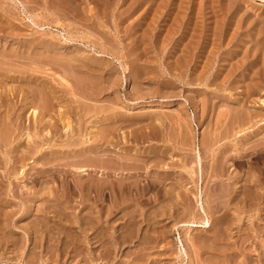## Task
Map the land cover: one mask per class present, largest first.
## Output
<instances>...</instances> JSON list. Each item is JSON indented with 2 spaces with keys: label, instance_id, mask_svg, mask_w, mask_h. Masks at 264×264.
<instances>
[{
  "label": "rangeland",
  "instance_id": "374dc122",
  "mask_svg": "<svg viewBox=\"0 0 264 264\" xmlns=\"http://www.w3.org/2000/svg\"><path fill=\"white\" fill-rule=\"evenodd\" d=\"M0 60V73L2 74H0V92L1 90L5 91V93L7 92V96H9L8 94L11 92V96H9V98L11 97V101L6 95L4 98L3 95L5 93L1 92L3 95L0 99L4 103L2 104L0 100V110L3 109L7 102L15 106L17 103V108L14 107L16 110L18 109L17 111L19 112L23 111V125L27 128H29L27 126L29 125L31 127L29 128L30 132L41 125L42 121H40V119L42 118H44L42 119L44 120L43 122L49 120L48 122L51 123L53 121L51 124L54 125L56 123L55 125L61 128L63 122H65L63 119L67 116L68 119L66 117V121L70 120L72 126L74 128L77 126L76 128L80 130L75 128L76 133L79 134L80 132V138L84 136L85 133L88 135L92 132V138L94 136L97 137L93 138L95 140L92 139L94 142L96 140L100 141L99 138L102 137H100V134H104L105 138L110 140L105 143L106 145L104 144L106 148L109 146V149L107 148L108 154H106L108 157L110 156L109 159L113 157L117 162L111 159L112 163L108 165L109 167H107V169H113L114 171V168H120L119 165L125 161V158L130 159V162L125 161L127 164L123 167V171L125 173L127 172V176L123 181L116 177L108 178V181L114 184L112 187H118L117 183L119 185V183L122 182L125 191L118 194L115 192L114 188V190L111 191L113 193L115 192V196H111L110 188L105 189L102 192L104 195L101 194L100 200H96L97 197L95 198L96 194L94 193V189L90 191L87 186L88 184L92 185V182L95 184L97 179L99 180V178H97L98 173L96 174L94 171H90L89 175L82 176L81 174H73L66 171L73 166L68 167L67 164L72 160L68 152L70 147H63V149L62 146L59 145L63 142V135H57L60 136L61 139L60 137L53 138V140H61L58 142L59 144L56 143L57 147H55V140V142L52 141L51 143L52 147L50 145L47 146L49 143L47 145L44 144L46 147H43L44 155L42 157H44V159L45 157H50V162L55 159L54 165H52V163L50 164L49 160V163L45 160L44 162L40 160V163L39 160L37 161L34 157L30 156H27L24 160L25 164L15 161L16 159L18 160L15 155L20 154V152L15 154L11 152V157H15L13 159L9 157L8 159L6 153L10 152L5 153V151H3V146L1 148L3 150L0 153V160L4 158L6 162L5 158H7L8 164L6 162V165L8 166H5L3 160H1L3 164L0 163V177L8 174L5 177L3 176V180H1L2 177L0 179L2 183H0V264H79V262L80 264H103L105 259L103 263H98L97 260H88L87 257H85L86 254L83 255L84 252L86 253L83 246L85 243H83V245L81 243L84 239L94 238V236H96L95 229H97V233L102 234L100 230H102L103 227H107L102 230L103 234L109 237L105 239H112L114 234L118 235L120 233L122 236L123 234L125 235L123 236L124 238H122V245H120L119 249L114 250L113 253L111 252L109 255L111 261L113 258H116V261L114 259L113 262L109 260L107 264H130L133 260L138 261V264H140L141 261H143V264H182L181 258L178 257L180 248L179 236L188 251L189 257L188 260L185 261V264H198L199 261L202 264H244L243 262H245V260V264H248L247 261L249 260H251L249 264L264 263V253L262 251L264 249L262 248L264 245V201L262 203L256 200L251 202L252 200L248 199L249 201H246L249 203L251 202V204H249L248 202L245 203L243 199L239 200L238 198L237 203L239 204H237L235 202L236 199H233L234 203L232 198H230L231 196H235V193L238 195L241 194V191H243L242 195L245 194L244 191H249L247 190V188L250 189L249 187H251L250 190L252 191L250 192H252V194H256L254 191H257V187V194H264V175L259 176L260 171L264 170V153L262 150L256 149L253 150V153H250L248 159H240L244 152L240 149L244 134L241 130L239 132L242 133L234 131L240 129L238 125L232 124L237 127H231V119L241 111L245 110L242 113H246V111L249 113L250 111L253 112L254 109H260L257 110L258 112L260 111L259 114L262 111L264 113V106H261V101V103L259 102V99H264V0H0ZM15 65L19 67L17 68ZM8 71L10 72L8 73ZM62 77L66 85L60 80ZM1 79H3V83ZM53 87L55 91L57 90L56 92L52 89ZM96 87L98 88L96 89ZM3 88L6 89L4 90ZM251 88L253 90H251ZM35 89L39 92L35 95H31L34 94L32 92ZM49 89H51L49 92L50 94L53 92L56 95L52 93L48 96ZM11 90H13V92ZM247 90L252 91L251 96L250 94L248 95ZM40 93L45 95V98L42 94L40 95ZM30 96L31 98L33 96V102L35 104L29 102L31 99ZM25 97H27L26 100ZM50 97L51 100L54 98V100H52L54 104L51 102L53 105L51 103L43 105L47 107L49 104L52 105V108H49L48 105V108H46L48 112L46 109H43L45 112H41L42 108L37 104H40L42 99L41 105L42 103H46V101L50 102V100H48ZM57 97L59 98L57 99ZM246 98L249 99L246 100ZM38 99H41L40 102ZM44 100L46 101L44 102ZM12 101L17 102L13 103ZM26 101L28 103H25ZM23 103L24 105L27 104V107H25ZM148 103L151 104L148 105ZM19 104L21 106H18ZM30 104L34 105V107ZM258 104L262 108H260ZM2 105L4 106L2 107ZM22 105L25 108H22ZM35 105L37 106L36 109H40L37 110L38 115L36 114L34 118L32 110L35 108ZM18 107L21 108L19 109ZM245 107L250 108V110H247ZM104 109L107 111L104 112ZM237 110L239 112H237ZM59 111L62 112L60 113ZM0 112H3V114H0V121H2L3 124L6 109ZM39 112H41L42 115ZM256 113L253 112L252 114ZM62 114H65V116L62 117ZM249 114L252 115L251 113ZM249 114L247 115L249 116ZM39 116L41 118H37ZM181 117L184 118L181 119ZM230 117L232 118L230 119ZM13 118H15V116ZM259 118L260 117L257 119ZM180 119L181 122L188 120V123H181L179 122ZM228 121H231L229 122L230 124H227ZM81 124L84 126H80ZM225 124H227V127L224 126ZM259 124L260 121L258 122V125ZM246 126H244V128H246ZM2 127L3 126H1V128ZM186 127H190L189 131ZM228 127L229 129L233 128L230 130L233 133L230 132L229 134ZM184 128L185 130H183ZM112 131L114 132L112 133ZM224 131L228 134L226 132V134H223ZM105 133L109 134L107 135ZM185 133L188 135L184 136ZM234 133H237V135L239 134L234 138L235 141H237L236 138H239L237 142L239 144L233 143L232 137H234ZM256 133H258L257 130L255 134ZM86 134L85 137H87ZM111 134H114L116 138L114 139L113 136L111 137ZM229 135H231V137H228ZM108 136L113 139L107 138ZM213 136H216L214 137L215 139ZM258 136L259 138L261 137L260 135H256L255 137L257 140L259 139L257 138ZM224 137L229 142H223L222 138ZM211 138L216 140V144ZM219 138L221 140H218ZM97 141L95 144L94 142L92 143L94 148L97 146L99 148L100 146ZM183 142L185 144L184 146H186L185 148L183 147ZM185 142L188 145H186ZM53 143L55 145H53ZM234 144H237V148L234 147ZM76 146L80 148L78 145H74L75 148L71 145L74 149H77ZM220 147H225L226 150ZM7 149L9 150L8 147ZM19 149L22 150L23 148ZM55 149H58L57 152ZM122 149L125 150L123 151ZM49 150L52 151H50L51 154L47 152ZM196 150H200L205 162H202V172L197 168L199 173L195 169V163L193 164ZM222 151L223 154L225 151L228 153H225L224 157L227 159L228 156L227 160L231 158V155L236 158H233L234 161L230 159L231 161H227L225 165L223 158L221 159V157H223V154L221 155ZM256 151L257 153H255ZM45 152L48 153V155H46ZM3 154H5V157H3ZM49 154L55 158L52 159ZM119 154L125 156L124 160H121L122 162H119V158L115 157H119ZM135 154L136 156L132 157ZM236 154L237 156H235ZM84 155V153H81L79 155L81 158L79 156L77 158L81 160H86V158L89 159V154ZM130 155L132 158L129 157ZM214 155H216V157H214ZM59 156L61 157L59 158ZM218 157L221 161L217 159ZM91 158H94L91 160L92 163L93 160H99L100 157L92 155L90 159ZM58 159L62 161L58 163ZM90 159L89 161L87 160L88 164L90 163ZM246 159L247 161L249 160V162H246ZM213 160L216 161V163ZM63 161L66 162L63 163ZM113 161L116 163L119 162L118 164L114 162L116 167L115 165L113 166ZM44 163H47L46 166L43 165ZM94 163H96V166ZM97 163L99 162H93V166L92 164L88 166L86 163V166L83 164L82 167L90 168L91 166V168H94V166H100L99 169H95L101 170L100 168L103 169V166L106 165V163L102 164V162L101 164L99 163L100 165ZM209 163H211V165ZM219 163L222 165V171H220L221 166H219ZM61 164H63L65 168L62 167L63 165ZM213 164L216 165V167ZM252 164H254V166ZM250 165L252 166L250 167ZM54 166L56 168H54ZM257 166L260 168L258 169ZM51 168L52 170H50ZM216 168L219 173H217ZM46 169H48V173H45L47 172ZM72 169H74L75 172L77 170L75 167L70 170ZM227 169L229 170L227 171ZM57 170L61 172L59 173ZM116 170L122 172L120 169ZM255 171L259 173H256V175L253 174ZM49 172L52 176H50L51 174ZM64 172H67V174L65 175ZM245 172H248L247 175ZM249 172L252 173L249 174ZM9 174L11 175L9 176ZM207 174L210 177L207 176ZM30 175L32 176L30 177ZM53 175L55 177H53ZM216 175L217 177L215 178L214 176ZM251 175H255L257 178L260 177L257 184H254V179L257 178ZM14 176L16 178H14ZM202 177L203 180H201ZM29 178L32 180H28ZM38 178L43 183H41ZM63 179L67 181V183L65 181L66 185H63L65 184L63 183ZM77 179L79 180V184L82 185L83 183V188L86 187L84 190L81 191L77 187L75 188L76 183H78ZM43 180L48 186L44 184ZM208 180L209 186L207 184ZM203 181L206 184L203 183ZM249 181L251 182L250 184ZM252 181L254 182L252 183ZM59 183L63 184L60 185ZM37 184L40 185V187L42 186L41 184L44 186L41 188L39 187V190ZM235 185L241 186L236 187ZM244 185L245 187L243 188L242 186ZM55 186L59 187L60 191L56 190L58 188ZM43 187L44 189H42ZM126 187L128 188L126 189ZM202 187L204 188L203 190ZM53 188L56 189L53 190ZM226 188L232 191L230 190L231 192L229 191L228 193ZM235 188H238V190ZM245 188L246 190H244ZM22 189H25L23 191L26 192H23ZM31 189L36 190L35 192H37V194L32 192ZM198 189L202 190L203 196L205 194L207 196V199L206 196H204L203 201L207 200L206 202L208 203V206H206L208 209L207 218L212 223L211 228H175L176 225L181 222L194 221V223H198L202 220V216L200 217L199 213L196 211L197 199L194 197ZM38 190L42 192V194L45 193V191H50L49 193H45L46 195H52V191H55V194L53 193L52 199L50 198V200L47 198L49 195L43 197L40 193V197L44 198L43 201V198L38 197V195H40L38 194ZM239 190L240 192L238 193ZM16 191L18 192L16 193ZM225 191L227 194H225ZM169 192L171 195L167 194ZM214 192L216 193L214 194ZM218 192H220L219 197H222V199H219L220 201L218 202H220V206L217 209L218 205L216 203L218 202L214 201V203L212 200L210 201L208 199L210 196L211 198L218 197V195L215 196ZM32 193L35 195H32ZM56 193L64 197L61 195L60 197ZM86 193L90 195H88V201L86 200L87 196L85 198ZM20 194L22 195L20 196ZM64 194L68 195V197ZM69 194L72 195L69 197ZM230 194L232 195L230 196ZM222 195L225 196L223 197ZM242 195L240 196L241 198L243 197ZM226 196H228V198ZM244 196H246V194ZM46 198L49 201H47ZM55 198L56 201H64H62L63 203H57L53 201ZM70 200L72 201L70 202ZM40 201L43 204L46 201V204L53 206H51L52 209L50 206L47 209L49 212H47V214H49V216L44 214L46 212L45 207L48 205L45 204L46 206H44ZM50 201H52V203H47ZM94 201L96 206L94 205ZM36 202L38 204L40 203L43 209H40V207H38L40 204L37 205ZM23 203L26 204V207ZM64 203L66 206L68 204V206L66 207ZM54 204L55 206L58 205V207H55ZM35 205H37V207ZM209 205L211 208H208ZM245 205L246 207L248 206L247 209L251 210L248 211ZM257 206L260 208L258 209ZM213 207H216L217 211H215ZM252 207H254V210ZM24 208L27 210L24 211ZM62 208L68 210H62ZM102 208H104L105 213L102 212L101 215H96L97 212H95V214L93 213V211H97L98 209L102 210ZM187 208L192 210L190 211L192 212V216L190 212H187ZM240 208L247 211L242 212ZM39 209L43 210V212L41 211L42 213H38L40 211ZM108 209L111 210L108 211ZM209 209L213 210L212 213L208 214V212H211ZM50 210H54L55 212H50ZM56 211L62 214L60 215L62 218L59 217ZM64 211L67 214H64ZM253 211L256 213L251 214L254 213ZM91 212L93 214H91ZM239 213L244 214L240 215ZM249 214L251 215L250 219L252 218V223L249 221L250 219H248ZM90 215L91 218L89 217ZM92 215H94V217L96 215L98 220L99 217H103V220L100 219V224L104 223L102 224L103 227L97 226L100 224L96 225L95 222L98 220ZM239 216L241 217L239 218ZM66 217H69V220L66 221ZM86 217H89V219ZM105 217L107 219H105ZM79 218L82 220H79ZM90 219L92 223L89 222ZM94 219L96 220L94 221ZM104 219L108 221L106 222ZM237 219H239V222ZM85 220H87L88 226L87 223L85 224ZM79 221H81L82 224ZM33 225L35 226L33 227ZM83 225H86L87 228ZM82 226L84 227L83 230L81 229ZM92 226L94 228H92ZM85 228L93 229L94 231H86ZM125 231L127 234L132 231V233H129V235L132 236L130 237L128 235L129 237H126ZM110 232L112 235H110ZM91 234L95 235L93 236ZM81 238L83 239L80 240ZM150 238L152 240H150ZM123 239H125V242L129 239L127 241L128 243H123ZM147 239L151 241V243L147 242L148 244H146L145 241ZM193 239L198 240L197 244L192 242ZM79 243H81L82 246H80ZM151 245L154 246L152 247ZM148 246L152 248L149 249ZM253 246L255 247L254 251L257 250L256 252L252 251ZM258 250L260 253H258ZM115 251L119 252H116V254L121 255L117 256L118 259L114 253ZM140 254L143 256H139ZM246 254H251L248 256L250 259L247 260V257H245L247 256ZM231 255L235 257L233 256V258ZM135 256H138V258ZM129 257H131V261L128 260ZM140 257H143V260H141ZM126 260L128 261L126 262ZM136 261H133L134 263L132 262V264H136Z\"/></svg>",
  "mask_w": 264,
  "mask_h": 264
},
{
  "label": "bare ground",
  "instance_id": "6f19581e",
  "mask_svg": "<svg viewBox=\"0 0 264 264\" xmlns=\"http://www.w3.org/2000/svg\"><path fill=\"white\" fill-rule=\"evenodd\" d=\"M112 2V1H111ZM72 7V6H71ZM74 19H75V17H74ZM83 23V22H82ZM3 52V51H2ZM207 54V53H206ZM204 55V54H203ZM9 58H10V56H9ZM12 58V57H11ZM57 58V57H56ZM80 58V57H79ZM32 59V58H31ZM53 59H55V58H53ZM91 59V58H90ZM7 60H8V58H7ZM19 60V59H18ZM22 60V59H21ZM46 60V59H45ZM71 60V59H70ZM242 60V59H241ZM1 61V60H0ZM12 61V60H11ZM15 61H16V59H15ZM60 61V60H59ZM61 61H63V60H61ZM82 62H84V61H82ZM96 62V61H95ZM20 63V62H19ZM31 63V62H30ZM3 64V63H2ZM83 64V63H82ZM97 64V63H96ZM260 64V63H259ZM1 65V64H0ZM40 65V64H39ZM65 65V64H64ZM98 65V64H97ZM13 66V65H12ZM11 66V67H12ZM16 66V65H15ZM28 66V65H27ZM31 66V65H30ZM35 66V65H34ZM44 66V65H43ZM202 66V65H201ZM14 67V66H13ZM17 67V66H16ZM19 67V66H18ZM17 67V68H18ZM68 67V66H67ZM70 67V66H69ZM81 67H83V66H81ZM85 67V66H84ZM94 67V66H93ZM89 68V67H88ZM102 68V67H101ZM60 69V68H59ZM68 69V68H67ZM40 70V69H39ZM74 70V69H73ZM90 70V69H89ZM98 70V69H97ZM3 71V70H2ZM34 71V70H33ZM10 71H8V73H9ZM62 72V71H61ZM69 72H70V70H69ZM140 72V71H139ZM40 73H41V71H40ZM53 73V72H52ZM57 73H58V71H57ZM101 73V72H100ZM254 73V72H253ZM1 74V73H0ZM54 74V73H53ZM78 74V73H77ZM2 75V74H1ZM9 75V74H8ZM58 75V74H57ZM64 75V74H63ZM133 75V74H132ZM40 76V75H39ZM59 76H61V75H59ZM69 76V75H68ZM67 76V77H68ZM134 76V75H133ZM2 77V76H1ZM24 77V76H23ZM56 77V76H55ZM66 77V76H65ZM5 78V77H4ZM57 78V77H56ZM60 78V77H59ZM131 78V77H130ZM225 78V77H224ZM26 79V78H25ZM63 79V77L60 79L62 82H64V84H65V81L64 80H62ZM68 79V78H67ZM81 79V78H80ZM2 80V83H3V79H1ZM5 80V79H4ZM58 80V79H57ZM94 80V79H93ZM52 81H53V79H52ZM60 81V82H61ZM100 81H102V80H100ZM61 82V83H62ZM188 82V81H187ZM4 83H5V81H4ZM37 83V82H36ZM259 83V82H258ZM58 84V83H57ZM72 84V83H71ZM60 85V84H59ZM66 85V84H65ZM83 85H84V82H83ZM102 85V84H101ZM257 85V84H256ZM42 86V85H41ZM49 86V85H48ZM56 86V85H55ZM67 87V86H66ZM71 87V86H70ZM250 87V86H249ZM7 88V87H6ZM5 88V89H6ZM10 88V87H9ZM9 88H8V90H9ZM12 88V87H11ZM18 88V87H17ZM31 88V87H30ZM43 88V87H42ZM42 88H41V91H42ZM60 88V87H59ZM69 88V87H68ZM98 87H96V89H97ZM4 89V88H3ZM4 89V90H5ZM13 89V88H12ZM29 89V88H28ZM43 89H45V88H43ZM47 89V88H46ZM52 89H54V87L52 88ZM71 89V88H70ZM73 89V88H72ZM95 89V90H96ZM100 89V88H99ZM250 89V88H249ZM255 89V88H254ZM7 90V91H8ZM17 90V89H16ZM31 90V89H30ZM33 90V89H32ZM50 90L51 89H49V91H48V93L50 92ZM87 90H89V89H87ZM102 90V89H101ZM251 90H253L252 88H251ZM251 90H247L248 91V95L250 94V96H251ZM260 90V89H259ZM12 92H13V90H11ZM34 91H37V89H35ZM32 92V93H34V94H31V95H35L36 93H38L39 91H37V92ZM54 91H55V89H54ZM57 91V90H56ZM55 91V92H56ZM255 91V90H254ZM253 91V92H254ZM1 92H4L5 93V91H2L1 90ZM0 92V97H2V93ZM103 92V91H102ZM256 92V91H255ZM7 93V92H6ZM4 94L3 96H4V98H5V95L7 96V94ZM45 93H47V92H45ZM53 93V92H52ZM51 93V94H52ZM247 93V92H246ZM245 93V94H246ZM15 94V93H14ZM42 93H40V95H41ZM50 93L49 94H47L48 96H50L51 95ZM54 95H56L55 93H53ZM72 94V93H71ZM102 94V93H101ZM9 96H11V92L8 94ZM13 95V94H12ZM19 95V94H18ZM38 95V94H37ZM36 95V97L38 98V96ZM39 95V96H40ZM43 95V94H42ZM46 95V96H47ZM74 95V94H73ZM97 95V94H96ZM9 96H7L8 98H9ZM63 96V95H62ZM92 96V95H91ZM244 96V95H243ZM13 97V96H12ZM15 97V96H14ZM42 97V96H41ZM43 97L45 98V95H43ZM11 98V97H10ZM9 98V99H10ZM26 98L27 97H25V100H26ZM30 98H31V96H30ZM40 98V97H39ZM47 98V97H46ZM59 97H57V99H58ZM73 98V97H72ZM251 98V97H250ZM261 98V97H260ZM13 99V98H12ZM28 99H29V97H28ZM28 99H27V101H28ZM61 99V98H60ZM64 99V98H63ZM242 99V98H241ZM249 98H246V100H248ZM1 100V99H0ZM8 100V99H7ZM7 100H6V102H7ZM39 100V99H38ZM41 100V99H40ZM40 100H39V102H40ZM47 100V99H46ZM46 100H44V102L46 101ZM48 100H50V102H47L46 101V103H42V105H41V102L43 101V99H42V101L40 102V104H37V105H40L39 107L40 108H42V110H41V112L43 111V109L45 110L46 108H48V105H47V107H44V105L43 104H47V103H53L54 104V102L52 101V100H54V98L51 100V97H50V99H48ZM74 100V99H73ZM72 100V101H73ZM77 100V99H76ZM10 101H11V99H10ZM25 102V103H28V102ZM34 101V99H33V96H32V98L29 100V102L30 103H34L33 102ZM71 101V100H70ZM80 101V100H79ZM262 102V105L261 106H264V99L262 100V99H259V102ZM13 102V101H12ZM11 102V103H12ZM15 103L17 102V101H14ZM13 102V103H14ZM77 102V101H76ZM260 102V103H261ZM1 103L3 104L4 102H2V100H1ZM37 103H38V101H37ZM51 103V104H52ZM60 103V102H59ZM69 103V102H68ZM74 103V102H73ZM259 103V104H260ZM6 104V103H5ZM22 104V103H21ZM35 104V103H34ZM52 104V105H53ZM78 104V103H77ZM149 104H151V103H148V105ZM219 104V103H218ZM247 104V103H246ZM245 104V105H246ZM259 104H258V106H259ZM23 105H24V103H23ZM22 105V108L25 106V107H27L26 105L27 104H25L24 106ZM32 107H34V105H32V104H30ZM52 105H49V108L52 106ZM59 105V104H58ZM80 105V104H79ZM4 105H2V107H3ZM15 105L14 104H10L9 102H7V104L4 106L5 107V109H6V114H4L5 116H4V118H3V124H2V121H0L1 122V126H3L2 128H1V126H0V149L3 147L4 148V150L3 149H1L0 150V153L2 152V150L3 151H5V153L6 152H10V153H6L7 155V158L9 159V157H11V152L12 153H19L20 152V154H17V155H15V156H17V158H18V160L16 159L15 161H18V162H20V163H24L25 164V162H24V160L27 158V156H30V157H34V159L35 160H43V162H44V160L45 161H47V163H49L50 162V157H48V158H46L45 157V159H44V157H42L43 155H44V152H43V147L45 146L44 144H48L47 146H51L52 144V141H54L55 142V144L56 143H58V142H60L59 140L57 141L56 139H54L53 140V138L54 137H60V136H64L62 139V141L64 142H61V144H59L60 146H62V148L63 147H70V149H69V157H71V161H69V159H68V161H69V163H67L68 164V167H70V166H73V167H75L77 170H79V171H77L76 170V172H75V170L74 169H72V170H74V171H72V170H70L71 168H73V167H70V169L69 170H66V169H64L65 167H64V165L63 164H61V165H63L62 167H64L63 169L64 170H66L67 172H71V173H73V174H81L82 176H84V175H89V172L90 171H94L96 174H97V178H99V180L97 179V181L95 182V184L92 182V185H90V184H88V186H87V188H88V190H93L94 189V193L96 194V196H95V198H96V200L97 199H99L100 200V197L102 196V195H104V194H102V192L105 190V189H109L110 188V193H111V196H115V192H117L118 194H121L122 193V191H125L124 189H125V187H124V184L121 182V183H119V185H118V183H117V186L118 187H112V185H114V184H111L109 181H108V178L109 177H116L117 179H119V180H122L123 181V179H125L126 178V176H127V172L125 173L123 170H124V168L123 167H125L126 166V164H127V162L125 163V161H129L130 162V159H126L125 158V161H123L124 160V155H121V154H119V157L118 156H115V157H117V158H119V162H122L123 161V163H120V168H114L115 170L116 169H120L122 172H119V171H113V169H112V166H111V169L112 170H110L109 168L107 169V167H109L108 165L110 164V163H112L111 162V159L112 160H115V159H113V157L111 158V159H109L110 158V156L108 157L107 156V148L109 147L108 145V147L106 148V147H104L106 144L105 143H107V141L109 140V139H106L105 138V136H104V134L103 135H101L100 134V137L101 138H99L100 139V141H97L98 142V145H100L99 146V148H98V146L96 147V148H94L93 147V145H92V143L94 142L93 140H95V139H93V138H95L96 136H94L93 138H92V132L91 133H89L88 135H87V137H85V134H84V136H82L81 138H80V132H79V134L78 133H76V129H78V128H74L73 126H72V124H71V122H70V120H67L66 121V117L63 119L65 122H63V125L61 126V128H59V127H57L55 124L53 125V124H51V123H49L48 121L49 120H45L46 122H43L44 120H42V119H44V118H42V119H40V121H42L41 122V125L39 126V127H37V128H33L34 130L33 131H29V128H31L29 125H27L29 128H27V127H25V125H23V118H24V114H23V111L22 112H19V111H17L16 109H15V107L17 106V103H16V106L14 107ZM18 106H21L20 104L18 105ZM97 106V105H96ZM244 106V105H243ZM247 106V105H246ZM4 107H3V109H1V110H5L4 109ZM24 107V108H25ZM36 105H35V108H33V110H32V114L34 115V118L36 117V114L38 115V109H40V108H38V109H36ZM63 107V106H62ZM111 107V106H110ZM109 107V108H110ZM260 107V106H259ZM17 108V107H16ZM19 108V107H18ZM21 108V107H20ZM19 108V109H20ZM52 108V107H51ZM68 108V107H67ZM82 108V107H81ZM94 108V107H93ZM240 108V107H239ZM247 110H250V108H247V107H245ZM260 108H262V107H260ZM59 109V108H58ZM62 109V108H61ZM65 109V108H64ZM102 109H103V107H102ZM102 109H101V112H102ZM237 109V108H236ZM264 109V108H263ZM0 110V111H1ZM24 110V109H23ZM50 110V109H49ZM52 110V109H51ZM92 111H94L93 109H91ZM96 110V109H95ZM105 110V109H104ZM103 110V111H104ZM182 110V109H181ZM256 110V111H255ZM257 110H260V109H254V111L253 112H258ZM26 111V110H25ZM40 111V110H39ZM46 111H47V109H46ZM76 111V110H75ZM74 111V112H75ZM81 111V110H80ZM84 111V110H83ZM107 110H105L104 112H106ZM111 111V110H110ZM109 111V112H110ZM121 111V110H120ZM241 111V110H240ZM245 111V110H244ZM244 111H241V112H239L238 110H237V112H239L238 113V115H236V116H234L233 118L232 117H230V119L232 120V123H231V127H234L232 124H236V125H238V128H240L238 131L237 130H234V131H236V132H238V133H242L243 132V134H244V139H242V141H243V143H242V146L240 147V149H242L243 151V156H241V158L240 159H242V158H249V156H250V153H253V150H256V149H258V150H262L263 151V153H264V113H263V111L261 112V113H263V114H259V112L258 113H256V114H252L253 112H249V113H251L252 115H250L249 113H247V111H246V113L247 114H249V116L246 114V113H242V112H244ZM41 112H39V113H41ZM43 112H45V111H43ZM48 112V111H47ZM51 112V111H50ZM49 112V113H50ZM60 112V111H59ZM62 112V111H61ZM60 112V113H61ZM68 112V111H67ZM4 113H5V111H4ZM83 113V112H82ZM90 113V112H89ZM96 113V112H95ZM111 113V112H110ZM0 114H3V112L1 113L0 112ZM97 114H98V112H97ZM100 114V113H99ZM102 114V113H101ZM104 114V113H103ZM113 114V113H112ZM117 114V113H116ZM115 114V115H116ZM222 114V113H221ZM40 115V114H39ZM41 115H42V113H41ZM44 115H46V114H44ZM43 115V116H44ZM63 115V114H62ZM90 115V114H89ZM88 115V116H89ZM105 115V114H104ZM136 115V114H135ZM234 115V114H233ZM15 116V118H13ZM42 116V117H43ZM65 116V114L62 116V117H64ZM82 116H83V114H82ZM94 116V115H93ZM96 116V115H95ZM100 116V115H99ZM112 116V115H111ZM153 116V115H152ZM178 116H180V115H178ZM182 116V115H181ZM220 116V115H219ZM47 117V116H46ZM62 117H60V118H62ZM87 117V116H86ZM98 117V116H97ZM137 117V116H136ZM227 117V116H226ZM258 117H260L259 119H257ZM37 118H41L40 116L39 117H37ZM78 118H79V116H78ZM81 118V117H80ZM93 118V117H92ZM102 118V117H101ZM106 118H108V117H106ZM182 118H184V117H181V119ZM46 119V118H45ZM67 119H68V117H67ZM90 119V118H89ZM97 119V118H96ZM105 119V118H104ZM104 119H101V120H104ZM113 119V118H112ZM181 119L179 120V122H181ZM186 119V118H185ZM185 119H183V120H185ZM188 119V118H187ZM192 119V118H191ZM227 119V118H226ZM229 119V120H230ZM255 119V120H254ZM1 120V119H0ZM178 120V119H177ZM218 120H219V118H218ZM38 121V120H37ZM40 121H39V123H40ZM117 121V120H116ZM121 121V120H120ZM188 121V120H187ZM187 121H182L181 123H188ZM260 121V124L258 125V122ZM59 122V121H58ZM85 122V121H84ZM147 122V121H146ZM160 122V121H159ZM227 122V121H226ZM229 122H231V121H228V123L227 124H230ZM61 123H62V120H61ZM100 123H102V122H100ZM129 123V122H128ZM180 123V124H181ZM222 123V122H221ZM25 124V123H24ZM80 124V123H79ZM179 124V125H180ZM189 124H190V122H189ZM189 124H188V126H189ZM223 124V123H222ZM227 124H225L224 126H226L227 127ZM105 125V124H104ZM111 125V124H110ZM109 125V126H110ZM161 125V124H160ZM183 125V124H182ZM246 125H249V126H246ZM75 126V125H74ZM80 126H82V124L80 125ZM84 126V125H83ZM82 126V127H83ZM93 126V125H92ZM108 126V125H107ZM120 126V125H119ZM170 126V125H169ZM184 126V125H183ZM185 126H187V125H185ZM191 126V125H190ZM230 126V125H229ZM244 126H246V128H244ZM94 127V126H93ZM113 127V126H112ZM235 127H237V126H235ZM80 128V127H79ZM100 128V127H99ZM180 128H182V127H180ZM190 128V127H189ZM189 128H187L186 127V129H188V131H189ZM237 128V129H238ZM2 129V130H1ZM86 129V128H85ZM106 129V128H105ZM193 129V128H192ZM224 129H226V128H224ZM227 129H229V127L227 128ZM233 129V128H232ZM232 129H229V134H230V132H232V131H230V130H232ZM235 129V128H234ZM32 130V129H31ZM79 130V129H78ZM77 130V131H78ZM82 130V129H81ZM84 130V129H83ZM97 130V129H96ZM99 130V129H98ZM101 130H103V129H101ZM110 130V129H109ZM113 130V129H112ZM182 130V129H181ZM183 130H185V128L183 129ZM182 130V131H183ZM242 131V132H239V131ZM256 130L258 131V133H256L255 134V132H256ZM80 131V130H79ZM91 131V130H90ZM223 131V130H222ZM114 131H112V133H113ZM184 132V131H183ZM183 132H181V133H183ZM186 132V131H185ZM220 132V131H219ZM226 131H224V133L223 134H226L225 133ZM111 133V132H110ZM212 133V132H211ZM210 133V134H211ZM233 133V132H232ZM232 133H231V135H232ZM60 135V136H57V135ZM82 134V133H81ZM95 134V133H94ZM105 134H107V133H105ZM109 134V133H108ZM107 134V135H108ZM136 134V133H135ZM208 134V133H207ZM228 134V133H227ZM235 134V135H234ZM233 135H234V137H232V139H233V143H237L238 142V139L239 138H236L237 139V141H235L234 140V138L235 137H237L238 135H237V133H234ZM253 134H255V135H253ZM83 135V134H82ZM97 135V134H96ZM177 135V134H176ZM187 136L188 134L187 133H185L184 134V136ZM214 135H215V133H214ZM218 135V134H217ZM231 135H229L228 137H231ZM241 135V134H240ZM256 135H260L261 137L259 138V136L257 137V138H259L258 140L256 139ZM104 136V137H103ZM111 137L113 136V138L115 139L116 137H114V134L112 135H110ZM143 136V135H142ZM162 136V135H161ZM179 136V135H178ZM181 136V135H180ZM191 136V135H190ZM219 136V135H218ZM217 136V137H218ZM242 136V135H241ZM240 136V137H241ZM84 137H85V139H84ZM204 137V136H203ZM211 137V136H210ZM209 137V138H210ZM214 137H216V136H213V138ZM97 138V137H96ZM107 138H110L109 136L107 137ZM112 138V139H113ZM182 138H184V137H182ZM181 138V139H182ZM193 138V137H192ZM204 138H206V137H204ZM221 138V137H220ZM218 139V140H221V139ZM255 138V139H254ZM60 139H61V137H60ZM93 139V140H92ZM98 139V140H99ZM111 139V138H110ZM111 139V140H112ZM148 139V138H147ZM212 139V138H211ZM215 139V138H214ZM214 139H212V140H214ZM223 139V142L225 141V143H226V139H225V137L224 138H222ZM225 139V140H224ZM230 139V138H229ZM241 139V138H240ZM168 140V139H167ZM183 140H186V139H183ZM200 140V139H199ZM217 140V141H218ZM254 140V141H253ZM96 141L94 142V144L96 143ZM110 141V140H109ZM173 141V140H172ZM235 141V142H234ZM112 142V141H111ZM202 142V141H201ZM216 142V140H214V143ZM227 142H229V141H227ZM123 143H124V141H123ZM176 143V142H175ZM186 143V142H185ZM219 143V142H218ZM225 143H223V144H225ZM231 143V142H230ZM54 143H53V145H55ZM85 144V145H84ZM86 144H88V145H86ZM105 144V145H104ZM156 144V143H155ZM212 144H213V142H212ZM216 144V143H215ZM220 144V143H219ZM228 144V143H227ZM237 144H239V143H237ZM237 144H234L235 146L234 147H236L237 148ZM241 144V143H240ZM71 145H73V147H74V145H78V146H80V148L79 147H77L76 146V148L77 149H74V148H72L71 147ZM92 145V146H91ZM179 145V144H178ZM185 144H184V142H183V147L185 148L186 146H184ZM186 145H188L187 143H186ZM209 145V144H208ZM232 145V144H231ZM82 146V147H81ZM96 146V145H95ZM221 146V145H220ZM7 147L9 148V150L7 149ZM46 147V146H45ZM44 147V148H45ZM52 147V146H51ZM55 147H57V144H56V146ZM54 147V148H55ZM167 147V146H166ZM197 147V146H196ZM205 147V146H204ZM231 147H233V146H231ZM19 148H23L22 150H20ZM50 148V147H49ZM61 148V149H62ZM65 148V149H66ZM125 148V147H124ZM215 148V147H214ZM217 148V147H216ZM221 148V147H220ZM229 148V147H228ZM47 149V148H46ZM45 149V150H46ZM64 149V148H63ZM109 149V148H108ZM197 149V148H196ZM198 149H200V148H198ZM205 149V148H204ZM213 149V148H212ZM221 149H225L226 150V148L224 147V148H221ZM240 149H239V151H240ZM56 150V149H55ZM58 150V149H57ZM57 150H56V152H57ZM123 150V149H122ZM125 150V149H124ZM123 150V151H124ZM142 150V149H141ZM176 150V149H175ZM180 150V149H179ZM230 150V149H229ZM234 150V149H233ZM236 150H238V149H236ZM51 150H49V151H47V152H50ZM65 151V150H64ZM64 151H63V153H64ZM111 151V150H110ZM143 151V150H142ZM205 151V150H204ZM209 151V150H208ZM211 151V150H210ZM238 151V152H239ZM52 152V151H51ZM51 152H50V154H51ZM60 152V151H59ZM58 152V153H59ZM66 152V151H65ZM139 152V151H138ZM152 152V151H151ZM171 152V151H170ZM182 152V151H181ZM212 152V151H211ZM230 152V151H229ZM237 152V151H236ZM62 153V152H61ZM81 153H84L85 155H88L89 154V156H88V158L90 159V157L92 156V155H94V156H98V157H100L99 158V160L97 159L96 161L97 162H99L100 164H101V162H102V164L104 163H106V165H102L103 166V169L102 168H100L101 170H96V169H99V167H95L96 165V163H94V168L92 169L91 168V166H90V168L88 167V168H86V167H82V165L84 164H88V161H89V159H87L86 158V160H81L80 158V154ZM107 153V154H106ZM164 153V152H163ZM209 153V152H208ZM217 153V152H216ZM225 153H226V151H225ZM225 153L223 154V151H222V153H221V155L223 154V157H221V156H219V157H221V159L223 158V162L225 163V165H226V163H227V161H229L230 159H232L233 161H234V159L233 158H236V157H232V155H231V158L229 159V160H227L228 159V156H227V159L226 158H224L225 157ZM255 153H257V151L255 152ZM254 153V154H255ZM262 153V154H263ZM45 154L46 155H48V153H46L45 152ZM49 154V155H50ZM57 154V153H56ZM66 154V153H65ZM134 154V153H133ZM220 154V153H219ZM226 154H228V153H226ZM231 154H233V153H231ZM253 154V155H254ZM261 154V153H260ZM5 154H3V157H5L4 156ZM45 155V156H46ZM55 155V154H54ZM53 155V156H54ZM57 155H59V154H57ZM84 155V156H85ZM132 155V154H131ZM131 155L129 156V157H131ZM210 155V154H209ZM212 155V154H211ZM252 155V156H253ZM13 156V155H12ZM15 156H13V158L15 157ZM51 156V155H50ZM65 156V155H64ZM80 157V158H77V157ZM105 156H107V157H105ZM136 156V154L134 155V156H132V157H135ZM190 156V155H189ZM235 156H237V154L235 155ZM238 156H239V154H238ZM255 156V155H254ZM259 156V155H258ZM3 157H1V158H3ZM52 157V156H51ZM58 157V156H57ZM56 157V158H57ZM61 156H59V158H60ZM63 157V156H62ZM131 157V158H132ZM143 157V156H142ZM145 157V156H144ZM166 157V156H165ZM214 157H216V155H214ZM217 158V159H220V158ZM263 157V156H262ZM7 158H5L6 159V162H7V164H8V159ZM12 158V157H11ZM12 158V159H13ZM53 158H55V157H52V159ZM96 158V157H95ZM116 158V159H117ZM137 158V157H136ZM135 158V159H136ZM167 158V157H166ZM193 158V157H192ZM203 158L204 157H202V155H201V152H200V150H196V156H194V162H193V164L195 163V165H196V170H197V168H198V170H200V172H202V165H203V163L202 162H204V160H203ZM238 158V157H237ZM264 158V157H263ZM83 159H85V158H83ZM92 159H94V158H91L90 159V163H91V160ZM154 159V158H153ZM157 159V158H156ZM159 159V158H158ZM165 159V158H164ZM213 159V158H212ZM214 159H216V158H214ZM221 159H220V161H221ZM225 159V160H224ZM239 159V160H240ZM247 159H246V162H249V160L247 161ZM251 159V158H250ZM257 159H259V158H257ZM261 159V158H260ZM1 160H3V162H4V165L5 166H8V165H6V162L4 161V158L3 159H1ZM0 160V161H1ZM48 160H49V162H48ZM88 160V161H87ZM122 160V161H121ZM133 160V159H132ZM209 160H210V158H209ZM243 160V159H242ZM9 161H11V160H9ZM41 161H40V163H41ZM54 161H55V159H53V161L51 160V162H50V164L52 163V165H54L55 163H54ZM60 160L58 159V163H60L59 162ZM87 161V162H86ZM96 161H94L93 160V162H96ZM116 161V160H115ZM115 161H113V166L115 165L114 164V162ZM133 161H135V160H133ZM136 161H137V159H136ZM150 161V160H149ZM161 161V160H160ZM166 161V160H165ZM214 161V160H213ZM217 161H219V160H217ZM231 161V160H230ZM229 161V162H230ZM13 162H14V160H13ZM35 162V161H34ZM56 162H57V160H56ZM64 162H66V161H63V163ZM92 162V163H93ZM117 162V161H116ZM115 162V163H116ZM118 162V163H119ZM128 162V163H129ZM186 162V161H185ZM215 163H216V161H214ZM239 162V161H238ZM244 162V161H243ZM246 162H245V164H246ZM0 163H2V161L0 162ZM16 163V162H15ZM19 163V164H20ZM37 163H39V162H37ZM47 163H44L43 165H45L46 166V164ZM54 163V164H53ZM57 163V164H58ZM89 163V164H90ZM91 163V164H92ZM99 163H97V164H99ZM108 163V164H107ZM118 163H116V164H118ZM124 163H125V165H124ZM205 163V162H204ZM214 163V164H215ZM222 163V162H221ZM3 164V163H2ZM17 164V163H16ZM56 164V165H57ZM89 164H88V166H89ZM90 164V165H91ZM99 164V165H100ZM130 164V163H129ZM183 164V163H182ZM190 164H192V163H190ZM189 164V165H190ZM210 165H211V163H209ZM213 164V165H214ZM218 164V163H217ZM220 164V163H219ZM235 164V163H234ZM237 164H239V163H237ZM13 165V164H12ZM11 165V166H12ZM49 165V164H48ZM162 165V164H161ZM185 165V164H184ZM244 165V164H243ZM247 165V164H246ZM253 166H254V164H252ZM252 165H250V167L252 166ZM51 166V165H50ZM78 166H81V167H78ZM86 166V165H85ZM92 166H93V164H92ZM98 166V165H97ZM118 166V167H119ZM128 166V165H127ZM132 166V165H131ZM170 166V165H169ZM187 166V165H186ZM215 167H216V165H214ZM218 166V165H217ZM219 166H221V170L220 171H222L223 170V168H222V165L220 164ZM241 166V165H240ZM13 167V166H12ZM15 167V166H14ZM24 167V166H23ZM43 167V166H42ZM53 167V166H52ZM115 167H116V165H115ZM145 167V166H144ZM210 167V166H209ZM227 167H229V166H227ZM226 167V168H227ZM232 167V166H231ZM242 167V166H241ZM47 168H49V167H47ZM54 168H56L55 166H54ZM96 168V169H95ZM128 168V167H127ZM139 168V167H138ZM192 168V167H191ZM225 168V169H226ZM254 168V167H253ZM256 168V167H255ZM257 168L259 169L260 167H258L257 166ZM261 168H262V166H261ZM264 168V167H263ZM134 169V168H133ZM156 169V168H155ZM171 169V168H170ZM173 169V168H172ZM176 169V168H175ZM208 169H210V168H208ZM219 169V168H218ZM224 169V170H225ZM230 169V168H229ZM229 169H227V171L229 170ZM251 169V168H250ZM7 170V169H6ZM26 170V169H25ZM24 170V171H25ZM48 169H46V171H47ZM50 170H52V168L50 169ZM49 170V171H50ZM63 170V171H64ZM110 170V171H109ZM126 170V169H125ZM174 170V169H173ZM186 170V169H185ZM198 170H197V172H198ZM232 170H234V169H232ZM24 171H23V174H24ZM44 171V170H43ZM58 171V170H57ZM57 171H55V172H57ZM133 171V170H132ZM138 171V170H137ZM163 171V170H162ZM209 171V170H208ZM211 171V170H210ZM216 171H217V173H219L218 172V170H217V168H216ZM226 171V170H225ZM259 171V170H258ZM9 172H11V171H9ZM26 172V171H25ZM54 172V171H53ZM59 172V171H58ZM57 172V173H58ZM61 172V171H60ZM59 172V173H60ZM67 172H64L65 173V175L67 174ZM124 172V173H123ZM159 172V171H158ZM173 172V171H172ZM196 172V171H195ZM224 172V171H223ZM5 173H7V172H5ZM4 173V174H5ZM12 173V172H11ZM41 173H42V171H41ZM45 173H48V171L47 172H45ZM50 173V172H49ZM199 173V172H198ZM207 173V172H206ZM222 173V172H221ZM220 173V174H221ZM229 173V172H228ZM228 173H226V174H228ZM246 173V175H247V173L248 172H245ZM244 173V174H245ZM252 172H249V174H251ZM256 173H259V172H257V171H255V173H253V174H255L256 175ZM8 174V173H7ZM6 174V175H7ZM27 174V173H26ZM25 174V175H26ZM51 174V173H50ZM54 174V173H53ZM63 174V173H62ZM62 174H61V176H62ZM193 174V173H192ZM224 174V173H223ZM5 175V176H6ZM11 174H9V176H10ZM15 175V174H14ZM34 175V174H33ZM40 175V174H39ZM56 175V174H55ZM167 175V174H166ZM183 175V174H182ZM197 175V174H196ZM201 175V174H200ZM214 175V174H213ZM219 175V174H218ZM255 175H251L252 177H256L257 178V176H255ZM257 175H259V174H257ZM261 175H264V170H261L260 171V175L259 176H261ZM3 176L4 175H2L1 177H2V179H1V177H0V179L1 180H3L4 178H3ZM4 176V177H5ZM32 175H30V177H31ZM35 176V175H34ZM50 176H52V174L50 175ZM92 176V175H91ZM96 176V175H95ZM161 176V175H160ZM178 176H179V174H178ZM202 176H203V174H202ZM205 176V175H204ZM207 176H209L208 174H207ZM232 176V175H231ZM245 176V175H244ZM250 176V177H251ZM258 176V177H259ZM28 177V176H27ZM36 177V176H35ZM53 177H55L54 175H53ZM64 177V176H63ZM132 177V176H131ZM210 177V176H209ZM215 178L217 177V175L216 176H214ZM214 177H213V179H214ZM220 177V176H219ZM225 177V176H224ZM227 177V176H226ZM9 178V177H8ZM14 178H16L15 176H14ZM17 178H19V177H17ZM164 178V177H163ZM192 178V177H191ZM208 178V177H207ZM229 178V177H228ZM227 178V179H228ZM232 178V177H231ZM31 178H29L28 180H30ZM36 179V178H35ZM58 179V178H57ZM67 179V178H66ZM80 179V178H79ZM106 179V180H105ZM131 179V178H130ZM264 179V178H263ZM0 180V181H1ZM32 180V179H31ZM38 180H39V178H38ZM38 180H36V181H38ZM50 180V179H49ZM64 180V179H63ZM78 180V179H77ZM127 180V179H126ZM157 180V179H156ZM194 180V179H193ZM201 180H203V177H202V179ZM217 180V179H216ZM219 180V179H218ZM221 180V179H220ZM251 180V179H250ZM255 180V182L254 181H252V183L254 182V184H257L258 182H259V180H260V177L259 178H257V179H254ZM40 181V180H39ZM44 181V180H43ZM57 181V180H56ZM65 181L66 180H64L63 181V183H65ZM93 181V180H92ZM132 181V180H131ZM165 181V180H164ZM189 181V180H188ZM195 181V180H194ZM211 181V180H210ZM229 181V180H228ZM33 182V181H32ZM35 182V181H34ZM41 183H43L42 181H40ZM39 182V183H40ZM69 182V181H68ZM83 182V181H82ZM120 182V181H119ZM162 182V181H161ZM168 182V181H167ZM179 182V181H178ZM215 182V181H214ZM1 183V182H0ZM25 183V182H24ZM27 183V182H26ZM31 183V182H30ZM36 183V182H35ZM38 183V184H39ZM63 183H61V184H63ZM66 183H67V181H66ZM66 183L65 184H63V185H66ZM89 183V182H88ZM97 183V184H96ZM150 183V182H149ZM192 183V182H191ZM203 183H205L204 181H203ZM229 183V182H228ZM251 182L249 181V184H250ZM261 183H262V181H261ZM260 183V184H261ZM2 184V183H1ZM4 184V183H3ZM12 184H14V183H12ZM37 184V185H38ZM44 184H45V181H44ZM60 184V183H59ZM60 184V185H61ZM68 184H70V183H68ZM87 184V183H86ZM131 184V183H130ZM133 184V183H132ZM194 184V183H193ZM206 184V183H205ZM208 186H209V180H208ZM217 184H218V181H217ZM15 185V184H14ZM19 185V184H18ZM17 185V186H18ZM26 185V184H25ZM42 186H44L43 184H41ZM45 185H47V184H45ZM56 185H58V184H56ZM59 185V186H60ZM82 185H83V183H82ZM81 184H79V180H78V183H76V186H75V188L77 187L79 190H84L85 188H83V186H82ZM264 185V184H263ZM27 186V185H26ZM29 186V185H28ZM41 186V187H42ZM48 186V185H47ZM67 186H70V185H67ZM111 186V187H110ZM128 186V185H127ZM131 186V185H130ZM197 186H199V185H197ZM216 186V185H215ZM236 186V185H235ZM239 186H241V185H239ZM239 186H236V187H239ZM256 186H261V185H256ZM255 186V187H256ZM11 187V186H10ZM40 185H38V189L40 190ZM46 187V186H45ZM51 187H53V186H51ZM56 187V186H55ZM134 187V186H133ZM137 187V186H136ZM149 187V186H148ZM153 187V186H152ZM161 187V186H160ZM188 187V186H187ZM193 187V186H192ZM213 187V186H212ZM226 187V186H225ZM243 188L245 187V185L244 186H242ZM241 187V188H242ZM8 188H9V186H8ZM14 188V187H13ZM19 188V187H18ZM24 188V187H23ZM47 188V187H46ZM56 188H58V189H56ZM56 188H53V190L54 189H56V190H58V191H60V188L59 187H56ZM74 188V189H75ZM114 188H115V192L113 193L112 191L114 190ZM128 187H126V189H127ZM167 188V187H166ZM210 188V187H209ZM208 188V189H209ZM215 188V187H214ZM220 188V187H219ZM224 188V187H223ZM240 188V189H241ZM247 188V187H246ZM246 188L244 189V190H246ZM250 189H251V187H249ZM30 189V188H29ZM42 189H44V187L42 188ZM48 189V188H47ZM46 189V190H47ZM130 189V188H129ZM204 188L202 187V190H203ZM207 189V190H208ZM227 190V192L229 193V191L231 190V189H228V188H226ZM235 189H237L238 190V188H235ZM250 189H248L247 188V190H249V191H244V193L246 194V196H244L245 194H243L242 195V193H243V191H241L242 193L241 194H237V193H235L236 195L235 196H231L232 194H230V198H232V200L234 199H236V203H237V199L239 198V200L240 199H243L244 201H245V203L246 202H248L249 200H252L251 202H253V201H259L260 203H262L263 201H264V194H262V195H260V193L259 194H257V191H258V187H257V191H254V192H256V194H252V192H250V191H252V190H250ZM252 189H253V186H252ZM260 189V188H259ZM10 190H11V188H10ZM9 190V191H10ZM14 190V189H13ZM12 190V191H13ZM16 190V189H15ZM23 190H25V189H22V191ZM26 190H27V187H26ZM32 190V189H31ZM38 190V191H39ZM49 190H50V188H49ZM71 190V189H70ZM112 190V191H111ZM158 190V189H157ZM202 190L201 189H198L197 191H196V193H195V196L194 197H196V199H197V212L199 213V215H200V217L202 216V220L201 221H199L198 223H194V221L193 222H190V221H188V222H181V223H176L175 225H176V227L175 228H177V229H179V228H191V227H200V228H203V229H210L211 228V222L209 221V219L207 218L208 216H207V208H206V206H208V203L206 202L207 200V196H206V194L204 195V196H206V201H203V198H204V196H203V192H202ZM210 190V189H209ZM212 190H214V189H212ZM217 190V189H216ZM223 190V189H222ZM243 190V189H242ZM255 190V189H254ZM263 190H264V187H263ZM263 190H262V192H263ZM21 191V192H22ZM36 190H32V192H34V193H36L37 194V192H35ZM80 191V192H81ZM127 191V190H126ZM162 191V190H161ZM165 191H167V190H165ZM172 191V190H171ZM180 191V190H179ZM193 191V190H192ZM226 191H225V194H227L226 193ZM232 191V190H231ZM230 191V192H231ZM261 191V190H260ZM259 191V192H260ZM15 192V191H14ZM18 191H16V193H17ZM23 192H26V191H23ZM22 192V193H23ZM27 192H28V190H27ZM31 192V191H30ZM48 193L50 192V191H47ZM46 191H45V193H47ZM57 192V191H56ZM62 192V191H61ZM67 192V191H66ZM79 192V191H78ZM143 192V191H142ZM183 192V191H182ZM191 192V191H190ZM211 192V191H210ZM240 192V190L238 191V193ZM253 192V193H254ZM42 194V192H40L39 191V193L38 194ZM45 193H43L42 194V196L43 197H45ZM53 193L55 194V191L53 192L52 191V195H53ZM84 193V192H83ZM141 193V192H140ZM159 193V192H158ZM216 192H214V194H215ZM222 193V192H221ZM248 193V194H247ZM15 194V193H14ZM24 194V193H23ZM30 194V193H29ZM41 194L40 195H38V197L39 198H43V197H40L41 196ZM57 195H61V194H59V193H56ZM81 194H82V192H81ZM102 194V195H101ZM129 194V193H128ZM167 194H170V192L169 193H167ZM175 194V193H174ZM191 194H193V193H191ZM213 194V195H214ZM220 192H218V194H216L215 196H217L218 195V197H213V198H211V196H210V198L208 199V200H212V202H214V201H216V202H218V201H220L219 199H222V197H219L220 195ZM223 194V193H222ZM22 194H20V196H21ZM27 195V194H26ZM32 195H35V194H33L32 193ZM47 195H49V194H47ZM46 195V196H47ZM52 195H49V196H51V197H49V196H47V198H51L52 199ZM65 195V194H64ZM72 195V194H71ZM70 194H69V197L71 196ZM84 195V194H83ZM89 194H87L86 193V195H85V198H86V196H87V198H86V200L88 201V197L90 196H88ZM141 195H143V194H141ZM171 195V194H170ZM233 195H234V193H233ZM243 196L242 198L240 197V196ZM16 196V195H15ZM55 196V195H54ZM53 196V197H54ZM61 196H63V195H61ZM60 196V197H61ZM66 197H68V195H65ZM119 196H121V195H119ZM135 196V195H134ZM166 196V195H165ZM185 196V195H184ZM223 196V195H222ZM225 196V195H224ZM223 196V197H224ZM23 197V196H22ZM35 197V196H34ZM37 197V196H36ZM37 197V198H38ZM56 197V196H55ZM58 197V196H57ZM60 197H58V198H60ZM64 197V196H63ZM82 197H84V196H82ZM110 197V196H109ZM122 197V196H121ZM141 197V196H140ZM183 197V196H182ZM209 197V196H208ZM227 198H228V196H226ZM47 198H46V200H47ZM58 198H57V200H58ZM81 198V197H80ZM84 198V199H85ZM92 198V197H91ZM123 198H124V194H123ZM134 198V197H133ZM29 199V198H28ZM50 199V200H51ZM72 199V198H71ZM82 199V198H81ZM80 199V200H81ZM116 199V198H115ZM158 199V198H157ZM169 199V198H168ZM172 199H173V197H172ZM186 199V198H185ZM249 199V200H248ZM41 200V199H40ZM66 200V199H65ZM69 200V199H68ZM67 200V201H68ZM95 200V201H96ZM138 200V199H137ZM182 200V199H181ZM234 200H233V202H234ZM246 200H248V201H246ZM39 201V200H38ZM43 201H44V198H43ZM47 201H49V200H47ZM54 202H59V200L58 201H56V198H55V200H53ZM62 201H64V200H60V202L59 203H61ZM66 201V202H67ZM72 200H70V202H71ZM95 201H94V205H95ZM225 201V200H224ZM229 201V200H228ZM242 201V200H241ZM240 201V202H241ZM25 202V201H24ZM69 202V201H68ZM123 202V201H122ZM179 202V201H178ZM205 202H206V204H205ZM232 202V201H231ZM234 202V203H235ZM251 202L249 203V204H251ZM258 202V203H259ZM40 203H42L41 201H40ZM39 203V204H40ZM47 203H52V201H50V202H47ZM63 203V202H62ZM93 203V202H92ZM97 203V202H96ZM173 203V202H172ZM180 203V202H179ZM184 203V202H183ZM188 203V202H187ZM194 203H195V201H194ZM215 203V202H214ZM219 203L220 202H218V203H216L218 206H217V209H218V207L220 206L219 205ZM222 203V202H221ZM226 203V202H225ZM243 203V202H242ZM259 203V204H260ZM24 204V203H23ZM36 204L37 205H39L37 202H36ZM43 204V203H42ZM46 201H45V203L43 204L44 206H46V205H48V204H46ZM56 204V203H55ZM55 204H54V206H55ZM67 204V203H66ZM70 204V203H69ZM237 204H239V203H237ZM236 204V205H237ZM244 204V203H243ZM255 204V203H254ZM253 204V205H254ZM22 205V204H21ZM25 205V207H26V204H24ZM37 205H35L36 207H37ZM62 205V204H61ZM64 205H65V203H64ZM123 205V204H122ZM127 205V204H126ZM176 205V204H175ZM192 205V204H191ZM256 205V204H255ZM258 205V204H257ZM42 205L40 204V206H38V207H40V209L42 208L43 209V206L41 207ZM51 207L52 205H48L47 207H45L46 208V212L44 213L45 215H48L49 216V214H47V212H48V207ZM60 206V205H59ZM66 206V205H65ZM67 206H68V204H67ZM66 206V207H67ZM92 206H93V204H92ZM96 206V205H95ZM135 206V205H134ZM178 206V205H177ZM182 206V205H181ZM186 206H187V204H186ZM194 206H195V204H194ZM224 206V205H223ZM231 206V205H230ZM238 206V205H237ZM252 206V205H251ZM260 206V205H259ZM259 206H257V208L259 209L260 207ZM53 207V206H52ZM52 207H51V209H52ZM55 207H58V205L57 206H55ZM62 207V206H61ZM87 207V206H86ZM119 207V206H118ZM170 207V206H169ZM192 207V206H191ZM228 207V206H227ZM239 207V206H238ZM242 207V206H241ZM245 207H246V205H245ZM244 207V208H245ZM250 207V206H249ZM256 207V206H255ZM262 207V206H261ZM60 208V207H59ZM58 208V209H59ZM63 208H64V206H63ZM62 208V210H68V209H63ZM94 208V207H93ZM92 208V209H93ZM120 208V207H119ZM161 208V207H160ZM190 208V207H189ZM193 208V207H192ZM208 208H211L210 207V205H209V207ZM213 208H215L214 210L215 211H217L216 210V207H213ZM223 208H225V207H223ZM248 208V206L246 207V209ZM251 208V207H250ZM253 208V210H254V207H252ZM25 210L24 211H26L27 209L26 208H24ZM35 209H37V208H35ZM39 209V210H40ZM50 209V208H49ZM158 209V208H157ZM167 209V208H166ZM188 209V208H187ZM221 209H222V207H221ZM239 209V208H238ZM238 209H236V210H238ZM243 208H240V210L242 211V212H246L247 210L248 211H250L251 209H247L246 211L245 210H242ZM256 209V208H255ZM258 209H257V211H258ZM38 210V211H39ZM54 210H56V209H54ZM54 210H50V212H53ZM91 210V209H90ZM109 210H111V209H108V211ZM154 210V209H153ZM213 210V209H212ZM212 210L211 209H209V211H211V212H208V214L209 213H212ZM223 210V209H222ZM231 210V209H230ZM43 212V210H40L38 213H40V212ZM58 211V210H57ZM56 211V212H57ZM64 211V212H65ZM177 211V210H176ZM190 211H192V210H189L188 209V211L187 212H190ZM226 211V210H225ZM234 211V210H233ZM256 211V210H255ZM263 211H264V209H263ZM263 211H261V212H263ZM41 212V213H42ZM55 212V211H54ZM61 212V211H60ZM63 212V211H62ZM95 212H97V214L96 215H98V214H100L101 215V213L103 212V213H105V211H104V208H102V210L100 209H98L97 211H93V213L95 214ZM134 212V211H133ZM155 212V211H154ZM174 212V211H173ZM180 212V211H179ZM186 212V211H185ZM224 212V211H223ZM241 212V213H242ZM254 212V211H253ZM49 213V212H48ZM58 213V212H57ZM57 213H56V215H57ZM92 212H91V214H93ZM221 213V212H220ZM225 213V212H224ZM235 213V212H234ZM256 212H254V213H251V214H255ZM50 214H52V213H50ZM59 214V217L60 218H62L60 215H62V214H60V213H58ZM64 214H67L66 212L64 213ZM63 214V215H64ZM88 214V213H87ZM90 214V213H89ZM107 214V213H106ZM109 214V213H108ZM107 214V215H108ZM125 214V213H124ZM189 214V213H188ZM192 214V212H190V215ZM197 214V213H196ZM195 214V215H196ZM226 214V213H225ZM228 214V213H227ZM240 214V213H239ZM244 214V213H243ZM243 214H240V215H243ZM246 214V213H245ZM54 215H55V213H54ZM96 215H95V217H96ZM110 215V214H109ZM130 215V214H129ZM158 215V214H157ZM173 215V214H172ZM194 215V216H195ZM258 215V214H257ZM264 215V214H263ZM43 216V215H42ZM53 216V215H52ZM86 216V215H85ZM93 217H94V215H92ZM151 216V215H150ZM168 216H170V215H168ZM188 216V215H187ZM186 216V217H187ZM192 216V215H191ZM193 216V217H194ZM198 216V215H197ZM249 216V218L248 219H250V214L248 215ZM56 217V216H55ZM90 218H91V215L89 216ZM89 217L87 218V219H89ZM94 217V218H95ZM103 217H104V214H103ZM103 217H99V220H98V218L96 217V219L99 221V223H98V221H96L95 223H96V225L97 224H100V219H102L103 220ZM108 217V216H107ZM128 217V216H127ZM132 217V216H131ZM238 217V216H237ZM241 216H239V218H240ZM255 217V216H254ZM256 217H258V216H256ZM58 218V217H57ZM59 218V219H60ZM64 218V217H63ZM69 218V217H68ZM67 217H66V221L67 220H69ZM85 218V219H86ZM189 218V217H188ZM192 218V217H191ZM195 218V217H194ZM261 218H262V216H261ZM96 219H94V221L96 220ZM105 219H107L106 217H105ZM104 219V220H105ZM156 219V218H155ZM175 219V218H174ZM247 219V220H248ZM252 219V218H251ZM251 219L249 220L250 222H251ZM254 219V218H253ZM43 220V219H42ZM61 220H63V219H61ZM77 220V219H76ZM79 220H82L81 218H79ZM93 220V219H92ZM147 220H149V219H147ZM147 220H145V221H147ZM239 219H237V221H238ZM259 220V219H258ZM64 221V220H63ZM84 221V220H83ZM87 220H85V224L87 223L86 222ZM106 221V220H105ZM108 221V220H107ZM106 221V222H107ZM175 221V220H174ZM178 221H179V219H178ZM41 222V221H40ZM65 222V221H64ZM63 222V223H64ZM81 224H82V222L81 221H79ZM90 223H92L91 222V219H90V221H89ZM130 222V221H129ZM239 222V221H238ZM175 223V222H174ZM252 223V222H251ZM94 224V223H93ZM102 224H104V223H102ZM102 224H100V225H97V226H101V227H103V225ZM106 224V223H105ZM125 224V223H124ZM220 224V223H219ZM246 224V223H245ZM32 225V224H31ZM54 225V224H53ZM89 224L87 223V226H88ZM136 225H138V224H136ZM170 225V224H169ZM223 225V224H222ZM35 225H33V227H34ZM40 226V225H39ZM83 226H86V225H83ZM82 226V230H83V227ZM87 226H86V228H87ZM93 226H95V225H93ZM92 226V228H94ZM105 226V225H104ZM218 226V225H217ZM224 226V225H223ZM252 226V225H251ZM96 227V226H95ZM85 228V230L87 231V230H91V229H89L90 228V226H89V228L88 229H86ZM100 228V227H99ZM98 228V229H99ZM105 228H107V227H103V229H105ZM163 228V227H162ZM35 229V228H34ZM102 229V230H103ZM220 229V228H219ZM229 229V228H228ZM36 230V229H35ZM93 230V229H92ZM91 230V231H92ZM96 230V236H94L95 234H91V235H93L94 236V238H89V239H84V241H81V243H82V245H83V243H85L83 246H84V248H85V250H86V253L84 252L83 253V255H85L86 254V256L85 257H87V259L88 260H91V261H93V260H97V262L98 263H103V261H104V259H105V262L103 263V264H107L108 262H109V260H110V257H109V255H110V253L112 252L113 253V251L114 250H116V249H119V247H120V245H122L121 243H122V238H124L123 236H125L122 232V234H123V236L120 234H118V235H113V238L112 239H105V238H109V237H106V235H104L103 234V231L102 230H100L101 232H102V234L101 233H97V229H95ZM106 230H108V229H106ZM251 230V229H250ZM255 230V229H254ZM94 231V230H93ZM105 231V230H104ZM127 231V230H126ZM125 231V232H126ZM186 231H188V230H186ZM99 232V231H98ZM117 232H118V230H117ZM131 233H132V231H130ZM129 232V233H130ZM258 232V231H257ZM94 233V232H93ZM104 233H106V232H104ZM111 233V232H110ZM109 233V234H110ZM115 233V232H114ZM129 233L127 234V232H126V237H129L130 235H129ZM253 233V232H252ZM255 233V232H254ZM98 234V235H97ZM108 234V233H107ZM165 234V233H164ZM184 234H185V232H184ZM220 234V233H219ZM89 235V234H88ZM110 235H112V233L110 234ZM110 235H107V236H110ZM129 235V236H128ZM90 236V235H89ZM132 236V235H131ZM130 236V237H131ZM157 236V235H156ZM191 236V235H190ZM204 236V235H203ZM92 237V236H91ZM125 237V238H126ZM72 238V237H71ZM70 238V239H71ZM75 238V237H74ZM85 238V237H84ZM87 238V237H86ZM157 238H158V236H157ZM193 238V237H192ZM208 238H210V237H208ZM233 238V237H232ZM79 239V238H78ZM77 239V240H78ZM83 238H81L80 240H82ZM149 239V238H148ZM147 239V240H148ZM179 243H180V248H179V251H178V257L179 258H181V263L183 264H185V261L186 260H188V251H187V249H186V247H185V244L183 243V241H182V239H181V237L179 236ZM213 239V238H212ZM261 239V238H260ZM125 239H123V241H124ZM129 239H127L126 240V242L128 241ZM130 240H131V238H130ZM139 240H141V239H139ZM145 241L146 242V244H148L147 242H149V243H151V241ZM150 240H152L151 238H150ZM155 240V239H154ZM159 240V239H158ZM170 240V239H169ZM191 240V239H190ZM199 240H200V238H199ZM247 240H248V238H247ZM74 241V240H73ZM133 241V240H132ZM131 241V242H132ZM263 241V240H262ZM78 242V241H77ZM125 241L123 242V243H126ZM192 242L194 243V244H197V242H198V240L197 239H193L192 240ZM233 242V241H232ZM81 243H79V245L80 246H82L81 245ZM128 243V242H127ZM234 243V242H233ZM251 243V242H250ZM245 244V243H244ZM133 245V244H132ZM262 245V244H261ZM142 246V245H141ZM152 246V245H151ZM154 246V245H153ZM152 246V247H153ZM250 246V245H249ZM264 246V245H263ZM262 246V248H264ZM66 247V246H65ZM122 247V246H121ZM149 247V246H148ZM151 247V248H152ZM261 247V246H260ZM146 248V247H145ZM150 247H149V249H151ZM163 248V247H162ZM254 246H253V250L252 251H254ZM192 249V248H191ZM242 249V248H241ZM95 252H94V251ZM137 250V249H136ZM256 250V249H255ZM93 251V252H92ZM119 251H121V250H119ZM150 251V250H149ZM236 251V250H235ZM251 251V250H250ZM257 251V250H256ZM256 251H254V252H256ZM263 251V253H264V249L262 250ZM116 252H118V251H115L114 253L116 254ZM141 252V251H140ZM169 252H170V250H169ZM199 252V251H198ZM202 252V251H201ZM253 252V253H254ZM119 253V252H118ZM250 253H252V252H250ZM258 253H260L259 252V250H258ZM262 253V254H263ZM201 254V253H200ZM118 255H120V254H116V257L118 256ZM134 255H136V254H134ZM137 255H138V253H137ZM142 254H140L139 256H141ZM199 255V254H198ZM247 256H245V257H247V260L248 259H250V257H248L249 255H251V254H246ZM113 256H115V255H113ZM121 256V255H120ZM130 256H131V254H130ZM143 256V255H142ZM145 256V255H144ZM148 256V255H147ZM150 256V255H149ZM232 256V255H231ZM234 256V255H233ZM232 256V257H233ZM263 256V255H262ZM136 257V256H135ZM134 257V258H135ZM235 257V256H234ZM233 257V258H234ZM244 257V258H245ZM252 257V256H251ZM111 258H112V256H111ZM119 258H121V257H119ZM131 257H129V259L128 260H130L131 261V259H130ZM136 258H138V256L136 257ZM141 258V257H140ZM139 258V259H140ZM143 258V257H142ZM141 258V260H143ZM145 258H146V256H145ZM207 258V257H206ZM258 258V257H257ZM81 259V258H80ZM84 259H86V258H84ZM107 259V260H106ZM114 259V258H113ZM112 259V261L111 262H113L114 260ZM117 259H118V257H117ZM127 259V258H126ZM139 259H137V260H139ZM151 259V258H150ZM149 259V260H150ZM128 260H126V262L128 261ZM132 260H133V258H132ZM198 260V259H197ZM203 260V259H202ZM206 260V259H205ZM228 260V259H227ZM234 260V259H233ZM245 260V259H244ZM107 261V262H106ZM116 261V260H115ZM118 261V260H117ZM134 262L136 261V260H133ZM132 261V262H133ZM199 261V260H198ZM232 261V260H231ZM251 260H249V261H247L248 262V264H249V262H250ZM258 261H259V259H258ZM88 262V261H87ZM95 262V261H94ZM132 262H130V264H132ZM133 262V263H134ZM138 261H136V264H138L137 263ZM142 262V264H143V261H141ZM141 262H140V264H141ZM152 262V261H151ZM245 262H246V260H245ZM245 262H243L244 264H245ZM91 263V262H90ZM145 263V262H144ZM200 263V261L198 262V264ZM235 263V262H234ZM79 264H80V262H79ZM92 264V263H91ZM109 264H111V263H109ZM115 264V263H114ZM118 264V263H117ZM200 264H202V263H200ZM262 264V263H261ZM264 264V263H263Z\"/></svg>",
  "mask_w": 264,
  "mask_h": 264
}]
</instances>
